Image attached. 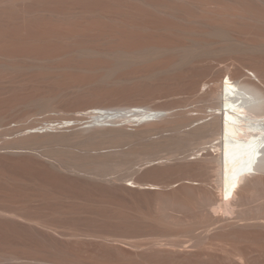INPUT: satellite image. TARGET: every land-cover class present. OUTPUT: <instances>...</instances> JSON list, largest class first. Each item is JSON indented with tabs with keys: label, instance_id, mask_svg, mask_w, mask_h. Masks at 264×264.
Wrapping results in <instances>:
<instances>
[{
	"label": "bare ground",
	"instance_id": "6f19581e",
	"mask_svg": "<svg viewBox=\"0 0 264 264\" xmlns=\"http://www.w3.org/2000/svg\"><path fill=\"white\" fill-rule=\"evenodd\" d=\"M13 1L6 4L12 5V2L15 6ZM107 1L118 6H122L123 1L125 3V0ZM138 3L140 5H124L127 12L124 9L121 13L98 12L101 22L94 29L114 36L118 41L116 44H108L107 40L104 43H89L66 35L59 39L64 44L59 51L41 54L30 46L34 41H48L49 37L32 36L28 39V35L25 39L30 44L17 36L11 48L0 47V56L12 60L7 63L0 60V70H26L29 78L70 79L69 85L73 89L103 91L140 77L180 69L183 66L176 63L157 64L144 70L133 68L172 52L179 55L177 60L185 62L217 48H225L238 53L240 62H249L251 67L239 64L234 68L226 66L219 69L211 82L203 83L202 102L196 109L190 110L195 113L187 115L179 112L175 118L167 119L171 113L166 109L150 108L142 101L127 104L115 102L110 94H104L95 101L97 103L82 108L72 117L53 120L50 125L41 127L40 122L31 123L24 128V136L15 143L19 147L60 145L67 147V154L73 158L110 168L133 162V156L137 162L160 160L159 163L167 165V162L182 154L180 158L184 161L176 165L177 171L194 175L189 178V187L199 196V207H203L207 216L200 223L188 225L194 244L206 243L210 236L216 234L215 231L233 233L238 228L264 227V215L261 214V207H264V172L261 171L264 168V0H138ZM18 16H0V23H24L23 16ZM233 26L237 29L234 30L236 36L232 31ZM153 32L178 34L188 43L124 45L125 37ZM193 35L209 39L194 38ZM199 85L197 79L190 81L191 89ZM38 99H32L28 104L39 109L48 106L49 100ZM188 123L192 125L181 130ZM167 127L174 128L171 136L160 139L153 137ZM124 144H129V148H112ZM172 144L176 145V149L169 151L167 156L154 157L161 148ZM93 149L97 151L92 152ZM190 150L195 151L185 154ZM189 155L194 157L189 158ZM54 159L59 167H70L60 158ZM139 171H132L133 187L143 185L147 186L144 188L155 189L174 183L148 182L146 178L138 176ZM96 174L103 175L100 171ZM181 180H178L177 186L183 185ZM254 202L257 204L252 206L249 213L238 208ZM0 216L20 220L33 236H43L42 241H52L48 236L62 234L56 227L16 211L0 209ZM198 227L203 228L204 235L195 234L194 230ZM70 236H95L104 242L123 243L135 249L137 257L145 252L146 255L172 254L180 252L181 246L184 249L188 247L179 241L160 239L139 244L125 236L106 233L75 232ZM66 253L41 257L36 253L27 257L58 264H84L69 259ZM22 257L16 252H0V264ZM229 258L240 264L249 262L240 253Z\"/></svg>",
	"mask_w": 264,
	"mask_h": 264
},
{
	"label": "rangeland",
	"instance_id": "374dc122",
	"mask_svg": "<svg viewBox=\"0 0 264 264\" xmlns=\"http://www.w3.org/2000/svg\"><path fill=\"white\" fill-rule=\"evenodd\" d=\"M9 1L0 0V16L19 15L23 16L25 22L0 23V41L5 40L0 47L11 48L17 36L18 39H25L28 35V39L32 36L49 37L48 41H34L33 44L25 39L32 44L30 47L41 54L59 51L64 45L59 39L66 35L89 43H104L107 40L108 44H116L118 41L114 36L94 29L101 22L98 12L121 13L123 9L124 12L128 11L124 5H140L138 0H125L126 4L123 1L122 6L107 0L106 3L104 0H32V3L14 0L15 6L12 2V5H7ZM234 30L237 29L233 26ZM233 34L237 35L235 31ZM192 37L208 38L200 35ZM123 39L127 47L187 42L178 34L163 32L143 33ZM217 49L185 62L176 59L179 56L177 53H166L133 68L144 70L157 64L171 63L183 67L168 73L140 77L103 91L73 89L69 85L70 79L29 78L26 70H0V209L38 219L62 233L56 237L44 235L53 240L42 241L43 236H33L20 220L0 216V252H16L24 256L19 260H6L2 264H58L27 256L38 253L41 257L64 251L69 259L84 264H240L229 258L237 253L247 257L248 264H264V227L238 228L233 233L215 231L216 234L210 236L206 243L194 244L188 225L200 223L207 216L203 207H199V196L189 187V178L194 175L177 171L176 165L184 161L180 158L182 154L167 162V165L159 163L160 160L137 162L133 156V162L110 168L73 158L67 154V147L60 145L19 147L15 143L24 136V128L31 123L40 122L41 127L50 125L53 120L72 117L82 108L97 103L95 101L104 94H110L115 102L127 104L142 101L147 107L166 109L171 113L167 119L175 118L179 112L187 115L195 113L190 110L196 109L202 102L203 83L211 82L219 69L226 66L234 68L239 64L251 67L249 62H240L238 53L225 48ZM0 60L5 63L12 61L2 56ZM193 79L200 82L196 89L190 87ZM32 99L49 100V104L39 109L28 104ZM191 125L182 126L181 130ZM173 131V127H167L153 137H169ZM112 148L128 149L129 144ZM175 149V144L163 147L154 157L167 156L169 151ZM55 157L70 167H59ZM133 170H140L138 176L146 178L148 182L174 183L155 189L144 188L147 186L143 185L133 187ZM98 171L103 175L96 174ZM179 179H182L183 185L177 186ZM256 204L254 202L238 208L249 213ZM261 209L264 215V207ZM75 232L121 235L139 244L154 239L173 240L188 247L184 249L181 246L180 252L172 254L146 255L145 252L137 257L136 250L123 243L104 242L95 236H70ZM194 232L205 233L200 227Z\"/></svg>",
	"mask_w": 264,
	"mask_h": 264
}]
</instances>
